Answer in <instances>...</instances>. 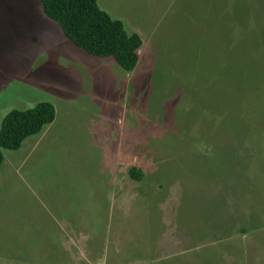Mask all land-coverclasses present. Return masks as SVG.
Segmentation results:
<instances>
[{"label": "rangeland", "instance_id": "1", "mask_svg": "<svg viewBox=\"0 0 264 264\" xmlns=\"http://www.w3.org/2000/svg\"><path fill=\"white\" fill-rule=\"evenodd\" d=\"M99 5L142 38L133 71L0 0V129L56 109L3 149L0 264H264V0Z\"/></svg>", "mask_w": 264, "mask_h": 264}, {"label": "trees", "instance_id": "2", "mask_svg": "<svg viewBox=\"0 0 264 264\" xmlns=\"http://www.w3.org/2000/svg\"><path fill=\"white\" fill-rule=\"evenodd\" d=\"M46 15L56 21L65 36L76 46L97 57L113 58L127 71L138 62L142 38L129 33L123 22L114 19L99 5V0H41ZM56 109L49 101H40L28 109H13L3 119L0 129V168L4 161L3 149H19L23 141L41 132L53 122ZM130 173L140 174L131 168Z\"/></svg>", "mask_w": 264, "mask_h": 264}, {"label": "crops", "instance_id": "3", "mask_svg": "<svg viewBox=\"0 0 264 264\" xmlns=\"http://www.w3.org/2000/svg\"><path fill=\"white\" fill-rule=\"evenodd\" d=\"M74 246L77 248V246H76V245H74ZM77 249H78V250H77V253H80V252H79V248H77ZM91 252H92V254H94V251H92V250H91ZM88 254H90V252H89ZM107 262H108V261H107V260H105V263H107ZM107 264H108V263H107Z\"/></svg>", "mask_w": 264, "mask_h": 264}]
</instances>
